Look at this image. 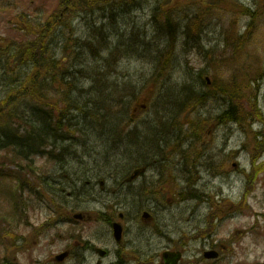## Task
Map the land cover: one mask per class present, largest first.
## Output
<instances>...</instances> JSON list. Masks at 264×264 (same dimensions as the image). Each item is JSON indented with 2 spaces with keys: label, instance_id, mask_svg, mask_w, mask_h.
<instances>
[{
  "label": "rangeland",
  "instance_id": "1",
  "mask_svg": "<svg viewBox=\"0 0 264 264\" xmlns=\"http://www.w3.org/2000/svg\"><path fill=\"white\" fill-rule=\"evenodd\" d=\"M97 1L99 0H94L89 4L81 3L80 5H82V8L79 13L76 12L74 14H69L68 12V20L70 21L74 19L72 21L73 28L70 31H66L63 35L60 33L52 35L48 41H51L53 47L56 49L57 58L62 57V44L70 37L73 39L68 41L69 43H74V49H76V38H78L81 42L88 41L90 43V41H94V43H91L94 48H99L104 43L110 47L119 45L121 48L117 49L116 57L121 60L115 65V77L112 78V81L117 80L116 83L119 87L127 88V90L128 88L134 87L135 94L138 97V102L135 101L132 105L134 99L132 97H127L126 99L129 105H132L131 108L135 107L136 103L137 105H142V107L143 105H146V108L138 106V119L141 124H144L140 126V132L144 133L146 132L148 126L151 128L150 122L158 110L159 114L162 115H165L169 108H171V112H177V109H173L174 107L172 105L169 106L168 104H163L162 99L159 96L160 93L165 94L169 91L176 93L177 91H181L184 81L190 76L189 72L192 74L199 73L205 66V63H207V58H201L196 54H191L188 57L185 55V53L188 52L183 50L182 43L180 42L177 47V52L180 56V65L170 68L169 77L166 83L158 89V87L153 86L151 81H149L155 72V64L152 60H154L157 56L156 50H153L156 48L151 42L146 41V43L141 39L138 40L137 35H132L134 31H138V29L144 27V25L149 22V26L146 27L147 33L150 37L154 36V26L150 17L152 16L153 8L157 6V0H151V3L145 6V10H141L139 12L135 10L137 9L138 4L134 3L133 0H127V9L131 11H120L117 13L115 18H111L109 21L107 17H109L108 14H110L111 11L107 10V8L104 10H96ZM241 1L250 3L249 5L252 3V0ZM61 2L62 0H0V44L17 45L21 42L34 41L38 37L36 31L39 30V24H46L47 17L54 14L57 9L59 10ZM259 2L260 0L257 1L258 11L261 8L264 9V4H260ZM106 6L107 5H105V7ZM227 9L228 8L225 7H219L214 10L216 11L214 22L217 24V31L214 26L211 31H207L206 43L209 38H211V45L217 44V33H221L219 23H221L222 20H230L233 16V14L228 12ZM106 22L107 29H103L101 23ZM244 22L245 21H242V23ZM184 24L185 22H182V25ZM31 28H36V30L33 31ZM5 39L15 40L16 43ZM249 46L251 49L247 50ZM261 49L264 48H253L251 43H249L241 50L228 48L226 50L222 49V51L217 52L216 54H220L218 57H222L220 58L221 60H227L222 67H226L223 72L228 76L231 72L230 70L234 69V66L232 65L234 58L242 57L244 63L251 62L255 68L258 65H261L263 58ZM234 51H238V53L236 54ZM125 54L129 55L126 57ZM102 55L107 56V53L103 52ZM99 56L100 55L97 54L93 57L87 50L83 51V49H80L77 62L82 61L94 64L100 59ZM68 61L69 60L66 59V62ZM211 74H213V71ZM200 76L201 75H198V77ZM80 80V85L86 89L92 85L90 80ZM172 84H174V86H172ZM202 85V80L198 79V83L195 86L202 87ZM255 95L258 96V102L264 114V80L260 84L259 91H254L251 96L254 97ZM153 105L155 106L153 107ZM244 107L248 111L249 105L247 102H244ZM223 109L224 105L221 102L219 103V99L213 97L207 100L199 111L203 118H208L209 116H216L220 114ZM74 114L78 113L75 112ZM170 115L168 116L170 117ZM254 129L261 130L262 125L257 124ZM183 133L184 128L175 127L173 129V134L170 137V140L172 139L171 144L175 142L176 137L181 136ZM201 136L203 139L201 141L200 155H204V157L201 158L203 163L200 164H203L201 165L203 168L200 175L203 176L202 181L204 182L201 184L202 190L208 196L207 206H204L201 210L198 209L194 203L186 201L184 204L177 206L178 208H174L173 210L171 208H169L168 211H160V209L157 211L153 210L154 219L151 222L163 223L166 224L168 228H172L173 220L176 217L180 224L187 226L189 231H194L205 225L206 216L210 211L209 199L217 198L215 200L217 202H227L226 200L230 199L233 203H239L243 198L247 186V177L243 171L245 170L248 173L251 171L252 167L251 153L248 150L249 148H252L250 138L246 137V135H244L235 125H226L219 128H215L212 125L210 128L203 130ZM106 141L107 139L104 137H97L95 142L92 140L89 145L85 147L81 146L75 149L74 155L79 157L76 159H74V157L73 161H70L69 163L68 174L70 177L64 180L68 184L67 192L71 191V182L73 180H79L75 176L76 173H84L89 170L92 181L100 179L101 177L110 179L112 175L118 172L116 170H120L127 164L128 160L122 156H110L113 155L114 152L110 149V147H106ZM189 144H194V153H196V146L198 144H195L194 141L188 142V145ZM244 144H247L248 149H244ZM262 148L263 143H260L256 146L255 151H262ZM7 152V150L0 152V162H12V160H14V158L12 156L10 157ZM121 152H123V149ZM142 152L147 154L145 149H143ZM262 160L264 161V157ZM22 163L25 164L24 162ZM217 163L220 165L224 163V167L218 170L219 172H222L221 176L213 177L212 173L217 170ZM235 164H237V166H235ZM40 165L43 164H40L38 160L37 166H39L40 169L51 170L53 172V168L42 167ZM5 168L13 171L17 167L9 163L3 167V170ZM256 171L257 170H255V173ZM258 178L260 180H256L252 185L251 189L253 192L248 196L246 206L239 210L233 209L230 204L227 203L216 220L218 228L212 235L211 239H206L205 243L202 241L196 243L191 242L190 247L186 250L185 260L182 264H264L263 171L259 174ZM86 179L87 177L85 176L84 180ZM12 185L13 182L11 180L0 177V235L4 236L2 238V242H0L1 258H4L6 255L11 253L12 235L16 236V238H14V240H16L18 237L32 233V228H30L31 223L28 219H26L25 215L13 216L11 211L12 205L10 203V190ZM21 194L22 192H18V195L21 196ZM64 195H66V193ZM193 201L195 203L200 202L196 200ZM33 204L36 206L37 210L35 213H37V216L35 217L31 212V218L36 220V222L39 221L38 218L42 221L50 214L48 210V203H46L41 209H38L39 202L35 201ZM55 204L63 206L66 204L69 212L76 209V207L78 208L80 205L79 202L72 204L71 197H62V200H56ZM74 205L76 207H74ZM78 209L97 211L98 209H101V206L100 204H95L93 202H86ZM40 210L41 212L39 213ZM171 210L172 213L176 214V216L172 215ZM25 212H28L27 208L24 209V213ZM38 213L40 215L39 217ZM129 213L130 222H128L126 242L130 246H138V244L143 245L148 253H152V258H156V262H159L160 254L167 249V247L172 246L173 244L168 242L157 243L155 236L151 234L152 227L145 224L141 218L138 220V223L137 221L135 222L137 216L135 213ZM32 222L34 221L32 220ZM226 222L228 224L224 225ZM220 226L224 228L220 229ZM80 228L81 223H77L74 227H71L67 223H62L57 229L49 232V234H57L67 237L72 234V229H77V231H79ZM85 228H87L89 235L93 234L94 236H102L104 234L103 238H94L99 245L109 247L112 250L116 248L112 239V234L109 233L107 225L104 232V225L102 224L86 225ZM141 228L145 232L141 231ZM137 230L138 237L136 236ZM172 235L178 238L180 237V232L172 230ZM23 243L24 242H22L21 245ZM213 245H216V249H221V257L218 260H203L200 263L196 262L198 259L193 261V258H197L201 255L203 247L211 249ZM64 246L65 243L58 244L59 249H63ZM56 250L58 249H52L54 252ZM37 252L38 251H34L33 256L35 258L40 259L44 256V253L37 254ZM28 254L29 252L25 249L19 251V264H28L26 259ZM43 260H45V257Z\"/></svg>",
  "mask_w": 264,
  "mask_h": 264
},
{
  "label": "trees",
  "instance_id": "2",
  "mask_svg": "<svg viewBox=\"0 0 264 264\" xmlns=\"http://www.w3.org/2000/svg\"><path fill=\"white\" fill-rule=\"evenodd\" d=\"M43 43V40H36L33 43L21 45L19 49L20 51L16 55L8 56L0 51V66L2 65V68H0V74L2 76H10V79L15 77L14 80L0 81V86L6 94V96L0 94V108H5V111L7 108L8 117L15 115V118H13L15 122H18L19 119H21L28 123V118L24 111L17 114L18 109L20 108V106L18 107V103L26 97H31V100H33L32 97H34V100L31 101L29 107L27 104L29 111L26 112L30 115V125H32V127L38 123L37 118L40 116L41 111L39 100L42 101V98L40 97L42 87L37 78L38 76H41L45 70L48 74L57 75L59 73L57 72L58 67L60 68V66H62L58 61L45 59L43 52L48 51V49L45 48ZM92 52L94 54H99V52L95 50H92ZM163 59L166 61V59H169V56L166 58L163 57ZM27 63L29 64L28 66H26ZM213 64H215V61H213ZM163 66L164 65H162V67ZM253 68L254 67L248 64L241 68L239 66L234 70L231 79L228 80V84H223L222 89L228 94V98L230 99L228 110L222 117L224 122L233 121L240 124V126L247 124L246 122L251 114L245 109L244 102H249L252 106V101L249 98L248 92L251 89L252 80H256V77L252 74ZM53 81L56 82V80ZM28 90L31 94L26 96ZM6 113L7 111L0 114L1 130L9 128L2 127L3 125L9 124ZM5 118L7 119L6 121ZM30 136L29 139H32V134Z\"/></svg>",
  "mask_w": 264,
  "mask_h": 264
},
{
  "label": "flooded vegetation",
  "instance_id": "3",
  "mask_svg": "<svg viewBox=\"0 0 264 264\" xmlns=\"http://www.w3.org/2000/svg\"><path fill=\"white\" fill-rule=\"evenodd\" d=\"M46 159V156L43 157ZM145 170L144 172H140V174L133 180H130V177L127 178H117L115 181L116 186H108L106 184L101 185V181L98 182L99 190L103 192L104 194L113 193V194H130L131 192H138V200L139 196L144 192H150L153 187L151 186L150 181L146 177V171L147 167L144 166ZM89 184V182H87ZM90 185V184H89ZM138 185V186H136ZM169 187L163 186L161 188H158L155 193H163L164 190L168 189ZM90 190H96L98 187L96 186V183H93L91 187H89ZM51 190L53 192H59L64 191V189L60 188L57 184H55V187H52ZM75 193V192H74ZM72 195V194H71ZM146 202L153 204L155 199L151 197H147L145 199ZM120 201V200H119ZM117 202L118 205L122 204L121 202ZM140 203L143 205L144 202L142 200H139ZM150 219H152V215L150 216ZM126 226L124 225V232L126 231ZM31 242L36 245L40 246L42 249H46L47 245L44 243L51 242L56 243V240H46L44 238H47L46 235H37V236H31ZM81 236L76 235L71 237L70 245L66 247L65 251H69L70 255L67 260H70L72 264H106V260L111 259L109 264H127L126 259L128 257L127 253L125 252V245L122 244L121 250H108L106 249V256L104 258H99L97 254V246L94 245V243L91 240H85L82 242ZM185 240L188 241V238L185 236ZM66 240V239H65ZM52 247V245H51ZM49 252V251H47ZM62 252V251H61ZM60 253V252H59ZM182 253V252H180ZM50 254V252H49ZM56 256V255H55ZM55 256L50 257L52 259L53 264L55 263ZM181 259L176 263H181ZM43 264H50V260H47ZM138 264V262H137Z\"/></svg>",
  "mask_w": 264,
  "mask_h": 264
}]
</instances>
